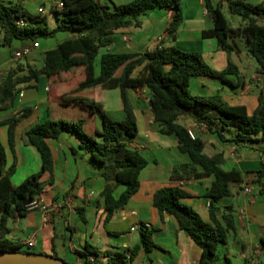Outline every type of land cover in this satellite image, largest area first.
I'll use <instances>...</instances> for the list:
<instances>
[{
	"label": "trees",
	"instance_id": "trees-1",
	"mask_svg": "<svg viewBox=\"0 0 264 264\" xmlns=\"http://www.w3.org/2000/svg\"><path fill=\"white\" fill-rule=\"evenodd\" d=\"M60 1L64 6L52 9L61 14L60 21L50 28L47 16L29 10L25 0H0V48L10 46L16 39L35 42L40 37H54L58 32L72 34L46 52L41 67L30 66L23 75H18L17 69L12 68L0 86V111L14 108L22 85L38 80L42 75L60 94L52 103L50 117L26 131L30 143L41 156L42 168L39 173L15 184L12 181L14 165L5 170L6 149L0 140V251L36 252L30 247L24 248L23 244L10 236L11 222L33 210L29 209L31 203L40 201L46 186L53 182L54 160L47 139L57 138L64 130L74 134L81 148L89 152L93 161L103 168L106 184L101 196L107 210L106 220L138 191L139 175L148 165V160L132 146L139 127L128 89L146 87L150 92V108L159 131L178 138L180 150L189 155L192 164L201 168L195 173L196 176H215L206 192L214 223L205 221L194 207L183 202L192 193L180 185L162 186L155 192L154 204L160 212L174 215L179 227L202 248L198 264H214L219 246L227 242L229 232L235 227L228 216L227 225L217 221L213 204L230 195L232 185L241 183L244 174L238 169L227 170L222 166L225 160L223 152L207 154L204 138L194 130L192 137L190 128L181 119L191 118L225 142H264V90L261 89L258 105L250 113L246 105L231 104L219 92L212 95L191 93V79L204 75L220 78L233 86L244 85L238 65L231 60L226 68L216 70L202 53L177 46H158L129 53L108 50L100 54L102 48L111 46L117 30L127 27L140 15L153 9L172 11L166 31L169 37H176L184 19L182 0H130L114 4L112 9L99 0ZM223 1L204 0L214 22V28L205 30L204 36L215 37L218 45L227 52L234 51L237 39H242L246 50L258 63L260 77L264 78V0H226L231 12L243 19V23L238 25L230 24L222 10ZM122 66L123 71L116 75ZM229 75L236 77L237 81L230 80ZM97 85L120 89L125 112L123 120L112 118L104 111L102 103L82 94ZM30 112L31 107L26 106L0 119V126H8L9 145L13 151L16 125ZM97 114L102 116L101 127L96 124ZM188 166L184 164L181 168L185 170ZM46 172L50 174L48 181L41 178ZM117 185L126 187L118 198L113 193ZM80 213L85 219L82 211ZM140 234L146 250L156 246L149 228H142ZM261 245L264 247V237L261 238ZM140 247L132 249L130 258L137 254ZM52 255L59 257L57 253Z\"/></svg>",
	"mask_w": 264,
	"mask_h": 264
},
{
	"label": "crops",
	"instance_id": "crops-1",
	"mask_svg": "<svg viewBox=\"0 0 264 264\" xmlns=\"http://www.w3.org/2000/svg\"><path fill=\"white\" fill-rule=\"evenodd\" d=\"M27 1L25 0V3ZM99 1L112 9L114 4L130 0ZM33 3L32 10L38 11L39 7H45L44 0H35ZM182 4L184 19L176 37H169L166 31L173 15L172 11L153 9L140 15L127 27L117 30L111 46L102 48L101 54L108 50L129 53L143 52L158 46H177L183 50L202 53L208 64L216 70H223L231 60L238 65L244 85L233 86L220 78L204 75L192 78L191 87L193 86L195 93L201 95L219 92L231 104L246 105L252 113L258 105L262 89L261 77L258 66L252 65V55L246 50L243 40L238 38L234 51L227 52L218 45L215 37L204 36L205 30L214 28L213 19L204 0H182ZM236 23L238 25L243 21ZM70 36L72 34L67 33L55 43L50 40L44 42L40 37L36 39L40 45L34 47L22 59L14 57L15 51L31 45L32 42L14 40L11 44L15 46L14 51L9 49L0 58V86L12 68L17 69L18 75H23L30 66L41 67L46 52ZM139 68L140 66L137 71ZM122 71L123 66L118 69L116 75H120ZM229 79L237 81L236 77ZM82 94L102 103L105 112L113 109L118 113L119 119L125 118L119 88L97 85ZM59 95V91L51 87L47 77L42 75L38 80L22 85L14 108L0 111V119H4L23 107H31V112L16 125L14 151L9 145L8 126H0V140L6 149L5 170L14 165L12 181L17 185L28 176L41 171L40 153L30 143L26 131L50 117L52 103ZM128 96L139 127L132 146L148 160V165L139 175L138 191L106 220L107 210L101 196L106 184L103 168L93 161L89 152L81 148L80 141L74 134L64 130L57 138L47 139L54 160V179L46 186L44 192L47 194H42L41 207L11 222L10 236L23 244L24 248L30 247L33 251L50 255L57 253L59 257L73 264L199 263L202 248L179 227L174 215L159 211L154 204V195L164 185L183 186L192 193V196L184 198L183 202L194 207L205 221L214 223L206 192L212 186L215 176H196L195 173L201 171V168L192 164L189 155L180 150L178 138L159 131L151 112L148 88H129ZM181 122L204 138V150L207 154L224 153L222 166L225 169H238L244 174L241 183L232 185L230 195L213 204L217 221L227 225L228 216L235 227L229 232L227 242L219 246L214 264H262L264 142H225L191 118H182ZM96 124L102 126L100 114L96 116ZM184 164H189L185 170L181 168ZM1 175L0 162V178ZM49 177L48 172L41 176L46 181ZM246 185L252 187L250 192L244 190ZM125 188V185L115 186V197L118 198ZM139 223H150L149 229L156 244L151 250L142 246L140 231L132 230V227ZM58 224L61 225L60 229L57 228ZM31 239L34 240L32 245L29 244ZM139 246L141 247L137 254L130 258L132 249Z\"/></svg>",
	"mask_w": 264,
	"mask_h": 264
},
{
	"label": "rangeland",
	"instance_id": "rangeland-1",
	"mask_svg": "<svg viewBox=\"0 0 264 264\" xmlns=\"http://www.w3.org/2000/svg\"><path fill=\"white\" fill-rule=\"evenodd\" d=\"M33 1H35V0H33ZM33 1L32 0H28L27 3H26V6L32 12H38V11L32 10V5L34 4ZM44 1H45V7L44 8L46 9V13L45 14H46V16L48 18V25H49L50 28H53L60 21V17H61V14L59 12H55V11L52 10L53 8H55V9L57 8V3H59V2H58V0H44ZM250 1H252V2H258L259 0H250ZM222 10L225 13L226 17L228 18L230 24L237 25L236 22H242L243 21V19H242V17L240 15H237V14H234L233 12H231V10L228 7V4H227V1L226 0L223 1ZM37 14H40V13H37ZM66 34H67V32H58L56 34V36H54V37H51V38H43L42 37L41 40L44 41V42L46 40L47 41L50 40L51 43H55L56 41H58L59 39H61ZM14 47H15L14 45H11V46H8L7 48H0V58L4 54H6V52L9 49H11L12 51H14ZM102 51H103V49L100 51V54L102 53ZM100 54L97 57V65L99 64ZM250 57H251L250 59H251L252 65L258 66V63H257L256 59L253 56H250ZM17 63H19V61H17ZM228 77L231 78V77H234V76L229 75ZM190 90H191V93L192 94L201 95L199 93H195V89L193 88V86L191 87V85H190ZM106 113L108 115H110L111 117L117 119V120H121V119H119L118 113L115 110H113V109L112 110H109V109L106 110ZM43 194L46 195L47 192H43ZM57 228L60 229L61 228V225L58 224L57 225ZM31 250H33V249H31Z\"/></svg>",
	"mask_w": 264,
	"mask_h": 264
},
{
	"label": "water",
	"instance_id": "water-1",
	"mask_svg": "<svg viewBox=\"0 0 264 264\" xmlns=\"http://www.w3.org/2000/svg\"><path fill=\"white\" fill-rule=\"evenodd\" d=\"M0 264H73L61 257L41 252L0 251Z\"/></svg>",
	"mask_w": 264,
	"mask_h": 264
},
{
	"label": "built area",
	"instance_id": "built-area-1",
	"mask_svg": "<svg viewBox=\"0 0 264 264\" xmlns=\"http://www.w3.org/2000/svg\"><path fill=\"white\" fill-rule=\"evenodd\" d=\"M63 6H64V3L63 2L60 1L59 3H57V8H62ZM38 12L40 14H43L44 15L46 13V9L43 6L42 7H39L38 8ZM21 23H24V21L21 20ZM39 45H40L39 41H35L31 45H27V46L23 47L22 49H19V50L15 51L14 57L16 59H22L27 54H29L34 47H38ZM260 79H261L262 89L264 90V78H260ZM190 134L192 135V137H194V131H193V129H190ZM244 190L246 192H250L252 190V187L250 185H246L245 188H244ZM39 207H41V202L40 201H34L29 206V209H36V208H39ZM241 212L243 213V210L242 209H241ZM142 228H150V223H139V224H136L135 226L132 227V230H139V231H141ZM29 244L30 245L34 244V240L33 239L29 240Z\"/></svg>",
	"mask_w": 264,
	"mask_h": 264
}]
</instances>
